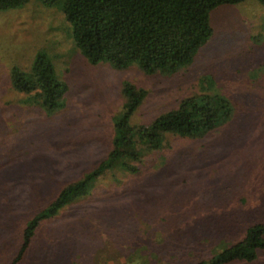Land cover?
<instances>
[{"label": "rangeland", "instance_id": "obj_1", "mask_svg": "<svg viewBox=\"0 0 264 264\" xmlns=\"http://www.w3.org/2000/svg\"><path fill=\"white\" fill-rule=\"evenodd\" d=\"M210 23L213 33L190 63L173 73H147L135 62L121 68L90 63L61 3L29 0L0 9V209L16 220L13 233L107 157L126 111L125 83L145 91L129 116L134 126L152 123L201 91L219 92L234 106L229 120L203 134L166 132L138 171L115 165L88 195L45 220L41 238L52 229L59 235L41 242L59 251L44 255L45 263L148 264L154 258L193 264L238 240L248 222L264 219V4H221ZM38 52L68 85L51 112L10 80L11 69L27 71ZM6 223H0L2 237L12 236L13 223ZM2 245L0 264H6L15 246ZM38 245L24 261L50 251ZM228 264H264V249L255 260Z\"/></svg>", "mask_w": 264, "mask_h": 264}, {"label": "trees", "instance_id": "obj_2", "mask_svg": "<svg viewBox=\"0 0 264 264\" xmlns=\"http://www.w3.org/2000/svg\"><path fill=\"white\" fill-rule=\"evenodd\" d=\"M27 1L29 0H0V9L19 6ZM40 1L45 5L61 3L65 18L72 25L73 40L90 63L108 61L121 68L135 62L147 73H173L181 65L190 63L198 48L212 35L211 11L221 4H235L244 0ZM258 1L264 4V0ZM10 80L16 90L25 92L29 98L40 100V104L48 112L60 106L59 98L68 88L67 83L57 77L52 59L43 52L36 54L27 71L13 67ZM122 91L126 98V111L115 124L116 135L106 158L81 178L62 187L50 202L38 208L29 222L19 227L15 233L13 228L17 225L16 220L7 218L2 211L5 209H0V223L5 224L9 220L13 223L12 229H8L12 231V236L7 233L2 237L0 232V243L7 247L15 244V238L17 242L6 264H21L26 254L39 243V249L48 246L50 251L43 253L39 250L23 264H47L42 259L43 256L48 254L51 258L59 251L52 250V244L41 242L50 241L59 235L53 234L55 230L49 231L47 228L48 235L41 238L38 228L45 220L60 213L77 198L88 195L94 181L115 165L119 164L125 170L138 171V162L143 156L161 147L166 132L197 136L224 124L232 117L234 110L233 103L227 96L216 91H201L183 97L176 107L161 113L152 123L134 126L129 123V116L143 99L145 91L129 82L124 84ZM244 197L246 198H240ZM241 235L238 240L193 264H228L255 260L264 249V219L259 217L248 222ZM108 244L114 247V244ZM153 259L150 258L147 263L165 264V261L161 263L162 260L156 262ZM66 262L70 263L69 260Z\"/></svg>", "mask_w": 264, "mask_h": 264}]
</instances>
